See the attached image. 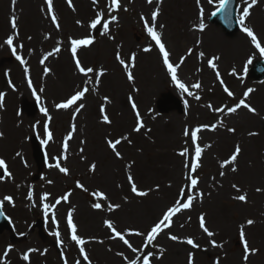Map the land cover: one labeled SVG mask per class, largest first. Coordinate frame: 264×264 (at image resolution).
Listing matches in <instances>:
<instances>
[{
  "label": "rangeland",
  "instance_id": "obj_1",
  "mask_svg": "<svg viewBox=\"0 0 264 264\" xmlns=\"http://www.w3.org/2000/svg\"><path fill=\"white\" fill-rule=\"evenodd\" d=\"M140 1L119 0L120 7L116 9L109 7L111 0H97L95 4L93 0H72L73 7L68 0H53L49 12L45 0H15L14 4L13 0H0V94L4 95L0 127L10 118L15 127L25 125L23 146L14 148L12 153L16 162L11 165L8 160L11 177L1 169L0 200L12 196L13 203H3L11 225L0 235V264H88L84 253L91 264H130L137 258L143 264L145 253L150 256V264H189L190 254L193 264H264V78L256 80L251 76L253 65L257 60L264 61V55L241 26L228 35L214 23L211 13L215 6L208 0H200V5L196 0H179V7L167 0H153L146 10ZM200 6L204 9L202 21ZM245 6L246 0H239L237 21ZM157 8L160 15L152 21L151 12ZM250 12L245 24L264 47V0H258ZM52 13L60 23L59 30L51 20ZM98 13H103L101 23L91 28ZM179 13L189 21V37L201 36V41L190 40L186 49L175 47L186 35L180 33ZM113 16L117 19L112 20ZM13 17L16 29L11 27ZM141 17L162 32L174 67L181 57L185 58L176 75L177 79L183 77V84L193 95L172 79ZM77 20L82 24L78 25ZM201 22L206 25L203 32L199 31ZM104 23L108 24L107 32ZM241 31L245 36L238 40ZM212 36L218 38L217 50L210 45ZM9 37H13L17 49L15 55L5 43ZM82 38L93 40L90 46L78 48L76 54L83 67L95 70L88 77L77 71L71 53V40ZM241 44L245 51L239 53L237 50L243 51ZM145 48L151 51L145 52ZM200 52H204V57L199 56ZM117 53L129 64L133 81L127 79V70L116 59ZM133 53L134 67L130 61ZM17 56L26 63L21 64ZM214 56L219 57L214 61L216 69L207 63ZM46 68L50 69L47 73ZM101 70L103 76L98 75ZM195 83L201 87L192 88ZM85 87L88 91L76 104L67 109L56 107ZM225 88L233 95L229 96ZM241 100L255 113L243 106L235 113L227 112L228 107H235ZM133 102L144 125L139 132L134 131L137 117ZM80 104L84 107L77 111ZM101 107L111 124L103 122ZM218 108L225 110L216 111ZM203 125L209 128H203L193 141L191 133ZM212 125H216V131L210 130ZM228 128H235V133ZM186 129L189 136L184 134ZM250 132L257 135L250 136ZM122 137L127 140L117 145L123 157L120 159L106 141ZM34 142L46 153L43 166L34 159ZM197 144L203 152L200 166L192 172L190 166L197 163ZM236 144L242 149L234 165L237 171H231L233 165L221 168ZM184 150L188 155H179ZM57 162L69 169L67 175L55 167ZM92 164L96 165L95 172ZM129 175L148 196L132 193ZM188 177L198 179L195 188L189 187ZM77 182L87 191L78 188ZM257 188L261 191L257 192ZM29 192L32 200L28 199ZM94 192L103 193L107 199L93 196ZM45 193L48 199L42 200ZM69 193L67 201L61 199ZM182 193L193 197L192 206L173 216L171 227L164 229L151 245L145 235L134 234H146L169 207L177 201L186 202ZM238 195H245L247 202L235 199ZM45 203L49 205L47 214ZM94 203H100L102 208H93ZM110 203L120 207L109 211ZM69 212L76 235L85 240L84 253L71 239ZM200 215L205 216V226L213 236L201 229ZM248 219L255 223L247 225ZM106 220L113 222L132 248L118 237L112 238L114 234L107 228ZM241 227L249 247L259 249L247 262L243 260ZM57 231L59 237L55 235ZM173 235L179 239H169ZM189 238L199 247L189 245ZM213 240L217 247H213ZM9 247L11 251L5 257ZM30 249L35 251L29 252ZM25 254H29L28 261L23 259Z\"/></svg>",
  "mask_w": 264,
  "mask_h": 264
},
{
  "label": "snow or ice",
  "instance_id": "obj_2",
  "mask_svg": "<svg viewBox=\"0 0 264 264\" xmlns=\"http://www.w3.org/2000/svg\"><path fill=\"white\" fill-rule=\"evenodd\" d=\"M46 4H47V7H48V10L49 12H52V6H53V0H45ZM147 2L149 4H151L153 2V0H147ZM162 2V0H161ZM197 2V5H200V0H196ZM232 2V0H208V3L209 4H212L215 6V11H213L211 13L212 16H216L218 15L219 13H228L229 11V4ZM15 3V0H13V4ZM93 3H97V0H93ZM258 3V0H250V2H248V0H246V6L242 9V14L240 16V19H239V24L241 26V29L244 33L247 34L248 37L251 38L252 42L255 44V46L260 49V52L262 55H264V47H261V44L259 43L258 39H257V36L255 35L254 31L252 28L246 26L245 24V20L247 17L250 16L251 12L250 10ZM68 4L70 7H73L72 5V0H68ZM110 8L114 7L116 9H119L120 7V3H119V0H111V3L109 5ZM125 11H127V9H125ZM160 15V10L159 8H157L156 10H154L153 12H151V20L152 21H156L157 17ZM199 15H200V18H201V21L203 20V16H204V9L202 6H200V11H199ZM103 16V13H98L97 14V18L92 20L91 21V24H90V27L91 28H96L98 24L101 23V18ZM227 18V16H226ZM112 20H116L117 18L115 16H113L111 18ZM141 19L144 21V24H145V28L147 30V33L148 35L151 37V39L153 41H155V45L158 47V50L159 52L162 54V57H163V64L166 66L167 68V71L169 73H171V76H172V79L174 81H176L177 85L183 90V91H186L188 92V89L187 87L183 84V83H180V81L177 79V75H176V72H177V67H179L180 64H183L184 62V57H181L180 61H179V64H177L175 67L173 66V64L170 62V53L169 51L166 49V45L165 43L163 42L162 40V32H157L156 31V25L153 23L151 26H149L148 24V20L145 19L144 17H141ZM51 20L53 22V24L55 25V27L59 30L60 28V23L59 21L57 20V17L54 13H52L51 15ZM11 23V27L13 29H16L17 28V22H16V18L13 17L10 21ZM76 23L78 25H81L82 22L77 20ZM103 27H104V30L105 32L108 31V24L107 23H104L103 24ZM161 28H163L164 26L161 25L160 26ZM205 27L206 25L201 22L199 24V31L203 32L205 30ZM5 43L11 47V51L12 53L15 55L16 54V47L13 46V37H9ZM93 43V40L91 38H82V39H72L71 40V53L73 55V57L75 58V67L77 69V71L81 74H83V76L85 77H88L90 73H93L95 70L92 68V67H83L82 64H81V61L79 60V58H76V54H77V49L84 46H90L91 44ZM20 47L22 48L23 45H20ZM60 49L57 48L55 49V51H59ZM145 52H150L151 51V48H145L144 49ZM191 52L192 50L189 49L188 50V54L191 55ZM49 55H52V53H49ZM204 52H200L199 53V56L202 58L204 57ZM21 64H25L26 62L23 60L22 57L20 56H17L16 57ZM45 59H47V57H45ZM116 59L119 61V63L121 65H123L124 69L127 70V79L129 81H133L134 80V77H133V74L131 72V70H129V64L128 63H125V61L123 59L120 58V55L119 53H117V56H116ZM219 59V57H212L211 59H209L207 61L208 65L213 68V69H216L217 68V65L216 63L214 62L215 60ZM135 60H136V56L135 54L133 53L130 57V61H131V64L132 66L134 67L135 66ZM44 61L41 60V63H43ZM249 63H251V61H249ZM27 71V69H26ZM50 69H45V72H49ZM217 76L219 75V73L217 72L216 73ZM99 76H103L104 75V72L103 70H101L99 73H98ZM29 83V86H31L32 82H31V79H29L28 81ZM96 83L98 84L99 81L97 80ZM221 83H223V81H221ZM192 88H196V89H199L201 87V85L199 83H195L191 86ZM225 92H227V94L229 96H232L233 93L228 91L227 88L224 89ZM41 91H43V89H41ZM88 91V88L85 87L82 91H77L74 95H72L70 98H68L65 102L63 103H60V104H57L56 107L58 109H67L69 108L70 106L76 104L77 101L81 100L84 98L85 96V93ZM252 90L249 89L248 90V93H250ZM248 93H245V96L248 95ZM188 95H193L192 92H188ZM105 101L108 100V97H105L104 98ZM131 99V98H130ZM196 99H200L199 96H196ZM3 100H4V95L3 94H0V105H2L3 103ZM132 108L134 110L137 109V106L135 104V102L132 103ZM241 106H243L244 108L248 109L249 112H252V113H255V109L252 108L250 105H248L247 103H245L244 100H241L235 107H228L227 108V112L228 113H235L237 112L238 108H240ZM84 105L83 104H80L78 105L77 107V111H79L80 108H83ZM209 107H211V105H209ZM225 109L224 108H218L216 109V111H219V112H223ZM42 111H45L46 110H43ZM100 111L103 113V116H102V119H103V122L106 123V124H111V120L109 119L108 115L106 114L105 112V109L103 107H101ZM136 117H137V125L136 127L134 128V131L136 132H139L141 130V128L144 126L143 125V122L140 121L139 117H140V113L138 110H136ZM203 128H209L208 125H203L201 127H197L195 129V131H193L191 133V139L193 141L197 140L198 137H197V133H199ZM75 130V125H73V131ZM210 130L211 131H216V125H212L210 127ZM227 131L229 132H232V133H235V128H228ZM185 136H189V132L188 130L186 129L185 130ZM249 135H257V133L255 132H250ZM0 137H3V133L0 132ZM48 138L51 139V132L48 133ZM68 139H71V136L68 137ZM122 140H127V137H122L121 139H116V140H112V139H109L106 141L108 147L112 150L113 154L115 155V157L117 158H120V159H123L120 151L117 150V145H120L122 143ZM129 143L131 142L130 140L128 141ZM208 147H211V145H208ZM64 148L65 150H67L68 148V144L67 142H65L64 144ZM81 151H83V149H81ZM241 147L239 144H236L235 145V149H234V152L230 155V157L226 160H224L221 164H220V167L221 168H225L227 167L228 165H233V167L231 168V171L232 172H236L237 171V168L234 166L236 161H237V158L238 156L241 154ZM203 152V149L197 144V146L195 147V157H196V160H197V163L195 164H192L190 166V171L192 172H195L196 169L200 166L198 161L201 157V154ZM20 153H17V156H19ZM179 155L181 156H187L188 155V152L187 150H184V151H181L179 153ZM65 159H67V157L65 156L64 157ZM55 167H57L59 169L60 172L64 173L65 175H67L69 173V169L66 168V167H61L60 166V163L57 162ZM129 167H131V165H129ZM186 167H189L188 165H186ZM0 169H3L4 171V174L8 177H11V172L8 171V167H7V164L5 162V160L3 158H0ZM91 170L93 172H95L96 170V165L95 164H92L91 165ZM220 175L221 176H224L225 173L223 171L220 172ZM127 179L129 180L130 184H131V191L132 193H134L135 195L137 196H140V197H146L148 196V192L147 191H141L137 188V185L136 183L133 181V178L129 175L127 177ZM49 183H51V181H49ZM199 181L198 179L196 178H192V177H188V185L189 187H192V188H195L197 185H198ZM77 187L78 188H81L85 191H87V189L84 188V185L83 184H80L79 182H77ZM233 188H237L236 185H233ZM239 190V189H237ZM257 192L261 191L260 188H257L256 189ZM70 195L67 194V195H64L63 197H61L62 200L64 201H67L68 200V196ZM93 196L95 197H102L103 199H107V196H105L103 193L101 192H94L92 193ZM183 196L184 199H186V202H181V201H177L176 204L172 207H169L163 214H162V218L157 222L155 223L151 228L150 230H148L145 233H141L139 231L135 232L134 234L135 235H145L146 237V240H147V244L148 245H151L152 242L156 239V237L164 231V229L166 228H169L171 227V223H172V217L175 216L178 212H180L182 209H189L191 206H192V202H193V197H190V196H187L186 193H182L181 194ZM200 196L203 197V193H200ZM28 199L29 200H32L33 199V194L31 192H29L28 194ZM42 200H47L48 199V194L45 193L42 197H41ZM235 199H237L238 201H241V202H247V197L245 195H238L235 197ZM4 201H8L9 203H13V197L12 196H5L3 200H0V208L3 207V203ZM57 204L60 203V200H57L56 201ZM93 208L95 209H101L102 208V205L100 203H94L92 205ZM108 210L109 211H114L115 209H118L120 207L119 204H108ZM48 209H49V205L47 203L44 204V211H45V214H47L48 212ZM53 219H55V214L53 213ZM67 223L71 229V239L73 241H75L78 245H80V251L81 253H84V248H83V245L85 244V240L82 239L81 237H79L78 235H76V232H77V228H76V225L73 223V218H72V213L69 212L68 214V217H67ZM247 225L251 226L255 223L254 220L252 219H248L246 221ZM105 224L107 226L108 229L111 230V232L114 234L112 238H119L121 241H123L124 244H126L129 248H132V245L129 244V241L127 239H125L124 235H122V233L120 231H117L113 222L111 220H106L105 221ZM199 224H200V227L201 229H203V231L208 235V236H213L214 233L209 231V229L205 226L206 224V221H205V216L204 215H200L199 216ZM240 238L241 240L243 241V251H244V255H243V260L245 262H247L249 260V256L250 255H254V254H257L259 252V249L257 248H250L249 247V244H248V241L247 239L245 238V232H244V229L243 227H241L240 229ZM55 235L57 237H59L60 233L57 231L55 233ZM169 239L173 240V241H176L178 240L179 238L175 235L173 236H170ZM102 243V241H101ZM187 243L189 245H192L193 247H199V245H197L191 238L187 239ZM212 245L213 247H217L218 245L216 244L215 240L212 241ZM220 247H222V245H219ZM133 251H136V249H132ZM11 251V247L8 248L7 251H5L4 253V256L7 257V254L8 252ZM31 251H35V250H32L30 249L29 252ZM163 250H161V253H162ZM23 259L25 261H28L29 260V254H25L23 256ZM83 259L85 261H88V264H91V262L89 261V258H88V255L86 253H84L83 255ZM65 264H67V261H65ZM77 264H79V262H77ZM130 264H139V258L135 259V260H132L130 262ZM143 264H150V256L145 253L144 254V257H143ZM189 264H193V261H192V257H191V254L189 256ZM218 264V262H217Z\"/></svg>",
  "mask_w": 264,
  "mask_h": 264
},
{
  "label": "bare ground",
  "instance_id": "obj_3",
  "mask_svg": "<svg viewBox=\"0 0 264 264\" xmlns=\"http://www.w3.org/2000/svg\"><path fill=\"white\" fill-rule=\"evenodd\" d=\"M167 2H170L174 7H179L180 3L179 0H167ZM140 6L143 10H146L150 7V4L147 2V0H142L140 1ZM239 4V0L236 1V5ZM243 3L241 2V5ZM254 16V15H253ZM181 23V25H179V27L181 28L180 33L186 34L184 37V39H181L176 45L175 47L177 49L183 48L186 49L187 48V44L189 43L190 40L193 39H197L198 41H201V36L199 34H196L194 37H189V33H188V29L191 28V26H189V21L186 19V17H184L182 15V13H179V19H178ZM238 24H239V19H238ZM182 26V27H181ZM240 27V24H239ZM188 33V34H187ZM245 36V35H244ZM242 34V31L238 33L237 39L239 40L240 38L244 37ZM212 41V44H210L214 50H217V40L218 38L212 36L209 38V41ZM203 44V43H202ZM243 44H241V47L243 49V51L237 50L239 53H242L245 51L244 46H242ZM204 46V45H203ZM207 46V45H206ZM208 47V46H207ZM241 66H239L238 68L240 69ZM178 80L180 81V83H183V77L181 76V78H178ZM15 122V119H14ZM20 124L19 126L15 127L13 125V122H11V118L6 120L2 126L0 127V132L3 133V137H0V158H3L8 166V160L10 159V164L12 165L13 163L15 164L16 160H14V158L12 157V153H13V149L16 148H22L23 146V134L25 131V125ZM12 157V159H11ZM10 165V166H11ZM3 175V171L0 169V178Z\"/></svg>",
  "mask_w": 264,
  "mask_h": 264
},
{
  "label": "water",
  "instance_id": "obj_4",
  "mask_svg": "<svg viewBox=\"0 0 264 264\" xmlns=\"http://www.w3.org/2000/svg\"><path fill=\"white\" fill-rule=\"evenodd\" d=\"M235 2L236 0H232V2L229 4L228 13H219L213 18V21L217 24L222 25L228 34H232L234 31L237 30V22L235 18ZM252 74L256 79L263 78L264 77V63L262 62L256 63V65L253 68ZM36 159L39 164H43L45 160L40 150L36 152ZM4 228H7V218L3 214L0 208V233L3 231Z\"/></svg>",
  "mask_w": 264,
  "mask_h": 264
}]
</instances>
